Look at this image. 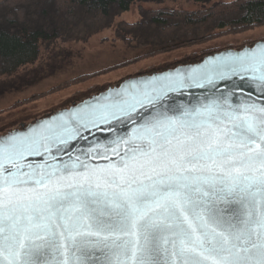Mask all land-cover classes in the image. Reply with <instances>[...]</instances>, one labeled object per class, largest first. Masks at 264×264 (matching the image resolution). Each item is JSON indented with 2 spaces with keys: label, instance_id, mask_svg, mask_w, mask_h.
I'll use <instances>...</instances> for the list:
<instances>
[{
  "label": "snow or ice",
  "instance_id": "obj_1",
  "mask_svg": "<svg viewBox=\"0 0 264 264\" xmlns=\"http://www.w3.org/2000/svg\"><path fill=\"white\" fill-rule=\"evenodd\" d=\"M233 77L264 96V47L191 76L198 105L164 104L165 78L0 137V264H264V102H233ZM93 127L112 138L73 159Z\"/></svg>",
  "mask_w": 264,
  "mask_h": 264
},
{
  "label": "rangeland",
  "instance_id": "obj_2",
  "mask_svg": "<svg viewBox=\"0 0 264 264\" xmlns=\"http://www.w3.org/2000/svg\"><path fill=\"white\" fill-rule=\"evenodd\" d=\"M215 1L219 0H136L118 14L110 26L84 40L58 38L44 41L34 63L14 74L0 75V133L43 116L50 110L68 106L137 73L193 62L208 52L239 48L264 39L262 24L204 43L157 52L152 43H136L117 36L119 22H138L144 12L160 8L198 10ZM86 76L88 78H84ZM74 79L78 82L66 85Z\"/></svg>",
  "mask_w": 264,
  "mask_h": 264
},
{
  "label": "trees",
  "instance_id": "obj_3",
  "mask_svg": "<svg viewBox=\"0 0 264 264\" xmlns=\"http://www.w3.org/2000/svg\"><path fill=\"white\" fill-rule=\"evenodd\" d=\"M135 1L0 0V75L14 74L34 63L44 41L84 40L110 26ZM262 24L264 0H219L198 10H150L138 22H119L116 33L123 40L152 43L159 52ZM76 82L78 79L66 85Z\"/></svg>",
  "mask_w": 264,
  "mask_h": 264
},
{
  "label": "water",
  "instance_id": "obj_4",
  "mask_svg": "<svg viewBox=\"0 0 264 264\" xmlns=\"http://www.w3.org/2000/svg\"><path fill=\"white\" fill-rule=\"evenodd\" d=\"M264 47V39L253 42L252 44L244 45L242 47H228L213 51L201 56L200 59L193 62L178 63L174 66L168 67L162 70H152L150 72H140L133 76L127 77L121 82L101 88L99 91L92 95L86 96L82 100H75L68 106H64L58 109L50 110L43 116L36 117L25 123H21L17 127L12 128L4 133H0V137L6 136L10 133H28L33 128H38L46 123L56 122L63 116L65 119H69V115L72 112H76L79 109L85 108L86 105H104L110 102V99L118 92H124L129 90L133 85H143L146 82H164L165 78H172L177 81H183V84L174 85L175 90L169 91L165 97L163 103L166 105L177 106L181 109L184 107H192L198 105L201 102H206L207 98L211 95V90L206 88H197L195 86H189L191 84L190 77L194 74L199 75L201 73L213 72L219 63L227 57H234L241 55L245 52L258 50ZM218 87L221 91L227 92L229 89L234 88L236 85H242L241 88H236V94L233 97V102L239 103L241 100L251 99L257 103L264 102V96L261 95L260 89L252 85V81L240 80L239 77H233L231 80L218 81ZM159 87V83L156 84ZM173 114V113H170ZM178 114V113H175ZM115 127L121 135L129 134L133 125L128 120H123L122 123L114 122ZM82 135L85 139H79L72 142V147L69 152L73 159L79 154L80 151H86L90 144L93 142H99L100 144L107 143L112 138V134L107 130L93 127L90 131H83ZM69 152L58 154V160L69 161ZM113 161L117 159L116 156L111 157ZM34 163H44V160L40 157L28 158ZM84 160V157L81 156ZM53 162V161H49ZM85 162H91L96 164H104L106 161L102 159H96L92 161L90 158Z\"/></svg>",
  "mask_w": 264,
  "mask_h": 264
},
{
  "label": "bare ground",
  "instance_id": "obj_5",
  "mask_svg": "<svg viewBox=\"0 0 264 264\" xmlns=\"http://www.w3.org/2000/svg\"><path fill=\"white\" fill-rule=\"evenodd\" d=\"M14 1V0H13ZM45 8V7H44ZM100 9V8H99ZM66 10V9H65ZM21 12V11H20ZM59 16V15H58ZM98 16V15H97ZM107 17V16H106ZM99 22V21H98ZM13 23V22H12ZM26 23V22H25ZM96 23V22H95ZM27 36V35H26Z\"/></svg>",
  "mask_w": 264,
  "mask_h": 264
},
{
  "label": "flooded vegetation",
  "instance_id": "obj_6",
  "mask_svg": "<svg viewBox=\"0 0 264 264\" xmlns=\"http://www.w3.org/2000/svg\"><path fill=\"white\" fill-rule=\"evenodd\" d=\"M92 94H93V93H92ZM92 94H90V95H92ZM88 96H89V95H88ZM83 98H85V97H83ZM83 98H82V99H83ZM82 99H79V100H82Z\"/></svg>",
  "mask_w": 264,
  "mask_h": 264
}]
</instances>
